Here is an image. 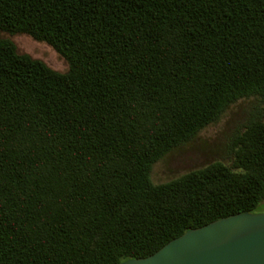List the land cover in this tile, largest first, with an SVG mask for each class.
I'll return each instance as SVG.
<instances>
[{
  "label": "trees",
  "instance_id": "trees-1",
  "mask_svg": "<svg viewBox=\"0 0 264 264\" xmlns=\"http://www.w3.org/2000/svg\"><path fill=\"white\" fill-rule=\"evenodd\" d=\"M0 264H122L264 206V0H0ZM255 101L226 158L156 164Z\"/></svg>",
  "mask_w": 264,
  "mask_h": 264
},
{
  "label": "water",
  "instance_id": "water-1",
  "mask_svg": "<svg viewBox=\"0 0 264 264\" xmlns=\"http://www.w3.org/2000/svg\"><path fill=\"white\" fill-rule=\"evenodd\" d=\"M122 264H264V213L215 221L174 239L150 257Z\"/></svg>",
  "mask_w": 264,
  "mask_h": 264
},
{
  "label": "rangeland",
  "instance_id": "rangeland-1",
  "mask_svg": "<svg viewBox=\"0 0 264 264\" xmlns=\"http://www.w3.org/2000/svg\"><path fill=\"white\" fill-rule=\"evenodd\" d=\"M0 37L12 40L17 45L19 53L41 60L58 72L65 73L69 70L67 62L46 43L37 42L27 35L12 36L0 32ZM254 106L253 99L241 101L218 123L205 129L195 141L156 164L152 174L154 183H167L215 160L225 159L227 145L237 131L248 122ZM262 213H264L263 205L256 211V214Z\"/></svg>",
  "mask_w": 264,
  "mask_h": 264
}]
</instances>
